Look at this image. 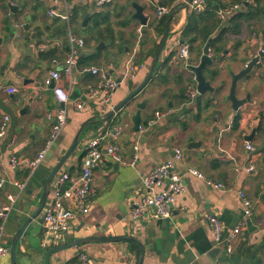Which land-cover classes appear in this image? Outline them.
<instances>
[{
    "label": "crops",
    "instance_id": "obj_1",
    "mask_svg": "<svg viewBox=\"0 0 264 264\" xmlns=\"http://www.w3.org/2000/svg\"><path fill=\"white\" fill-rule=\"evenodd\" d=\"M95 1L5 0L6 10H0V124L4 117L8 118L7 132L0 140V180L4 181L0 186V208L9 206L5 219L0 221L4 245L10 249L15 233L38 208L51 169L62 151L72 145L83 124L93 121L84 128L77 149L51 182L45 204L60 173L68 172L70 181L81 176V158L90 138L105 135L106 143L116 145L123 160L116 163L105 154L92 168L91 192L85 199L88 212L79 213L52 240L45 238L43 207L18 241L16 264H43L49 249L75 239L85 243L51 254L49 264H80L81 254L91 264H264V64H257L238 83L237 98L249 94L251 103L234 113L227 100L229 73L245 69L259 52L261 62L264 60V25L239 19L221 23L224 30H216L206 42L221 49L218 54L210 49L211 56H219L204 71L217 92L189 103L182 97L188 86L195 87L192 74L175 57L176 40L182 41L180 34L189 14L178 9L169 22L170 34L154 77L136 101L147 99L140 112L138 138L131 123L137 110L135 102L121 115L106 122L99 120L130 93L129 81L133 88L143 81L168 25L167 16L158 18L157 9L170 7L171 3L114 0L99 9ZM247 3L252 0L236 4L239 11ZM133 4L142 7L146 27L133 18ZM74 8L77 14L73 19ZM96 15L101 16L100 29L112 31V42L106 35L93 38ZM84 16L89 18L83 27ZM70 36L82 39L84 47L78 50L71 74L66 75L64 63L71 49ZM100 43L102 47L96 50ZM203 47L199 54L192 49L189 64L199 63ZM129 60L143 64L132 78L125 75ZM91 68L108 69L119 83L105 105L85 96L88 88L99 81L90 73ZM52 71L61 75L55 86L70 95L65 104L67 123L37 168L30 169L29 163L45 149L49 139L51 122L46 115L63 105L52 87L42 85ZM11 88L16 92L8 93ZM74 93L77 96L71 99ZM75 101L82 105L78 107ZM156 112L167 115L156 119ZM118 125H122L123 132L113 140L112 131ZM193 142L198 146L188 150ZM247 142L254 147L250 154L245 148ZM135 144L138 160L132 166ZM175 148L182 151L183 159L174 164L173 173L194 168L205 180L186 176L184 190L176 195L169 217L156 218L151 209L142 220L132 221V203L145 193L142 177L170 158ZM11 158L18 161L15 168ZM251 165L254 169L247 171ZM207 181L221 183L223 189L211 187ZM239 192L251 201L252 216L241 227L228 253L224 245L216 244L207 217L217 218L223 227V238L228 237L243 218ZM8 196L14 200L10 202ZM64 206L76 208L70 200L64 201ZM0 264H11L10 255L0 258Z\"/></svg>",
    "mask_w": 264,
    "mask_h": 264
},
{
    "label": "built area",
    "instance_id": "obj_2",
    "mask_svg": "<svg viewBox=\"0 0 264 264\" xmlns=\"http://www.w3.org/2000/svg\"><path fill=\"white\" fill-rule=\"evenodd\" d=\"M114 0H96L95 6L99 9L108 6ZM186 4V7L182 6ZM172 7H175L172 10ZM206 7V0H191L187 3V0H174L171 7H159L157 9L158 18L165 17L170 11H176L183 9L187 14L202 13ZM238 5H232L224 9L217 11V18L221 23H227L238 11ZM177 12V11H176ZM50 16L53 13L49 12ZM1 18V12H0ZM141 27L137 29V35H141ZM70 53L64 63V73L70 75L72 68L75 64V58L78 54V50L84 47V41L74 36L69 37ZM262 52V51H261ZM211 53V52H210ZM175 57L183 64L185 68L190 62V45L188 42L176 40L175 44ZM143 69L142 65L134 64L132 61H128L126 64L127 77H133L137 71ZM90 73L97 76L99 81L95 86H90L86 93V98L94 103L105 105L109 103L111 94L118 86V81L113 77L108 69H89ZM61 79V75L57 71H52L42 81L43 87H52V92L57 100L63 104L55 112H50L46 115V119L51 122L50 135L47 141V145L43 151H41L30 163L29 168L35 169L46 154L51 144L56 140L58 134L63 130L67 123V111L65 104L70 100L68 92L64 91L58 86H55ZM8 93L16 92V89H7ZM197 92L195 87L188 86L185 92V96L188 102L192 103L197 98ZM75 105L78 107L82 104L80 101H75ZM167 113L156 112L154 114L156 119H160L166 116ZM8 129V118L4 117L0 124V140L5 136ZM123 132L122 125L116 126L112 131V139H118ZM107 137L103 134H99L90 138L86 145L85 151L81 158L82 174L74 181H70L68 172L60 173L54 184V191L47 203L44 205L43 217L45 238L48 240L55 239L57 234L65 231L70 222L79 214H85L88 212L87 205L85 204L86 197L91 192L92 183V168L102 161L103 156L106 154L116 163H123L122 157L118 152V148L114 144L106 143ZM103 146L105 152H103ZM246 150L250 153L254 151V147L250 143H245ZM134 154L130 161V165L134 166L138 160L137 144L133 147ZM183 159V153L180 149H173L172 156L157 167L150 170L146 175L142 177V184L144 188V195L140 196L132 203L131 219L138 222L152 209L156 218H167L172 212V207L175 202V197L184 190V179L186 176L195 177L197 179L205 180L204 176L195 170L194 168H187L184 173H173L174 164L180 162ZM10 164L13 168L16 167L18 161L15 158H11ZM254 167L251 165L247 171H252ZM71 182L70 185L64 186L66 182ZM4 181L0 180V186ZM207 184L218 190L223 189L221 183H211L207 181ZM20 186V185H17ZM166 186V189H163ZM239 197L243 206V218L241 224L235 228L232 233L223 238V227L220 221L209 216L208 224L212 230L214 240L217 245H224L228 253L232 251L233 244L239 234L241 227L244 226L252 216V203L245 196L244 193L239 192ZM8 200L12 202L14 199L8 196ZM73 201L76 208L64 206V201ZM9 210V206H3L0 208V221L5 219V215ZM9 248L3 243L2 227L0 228V258L7 257L9 255ZM80 264H91V261L86 255H80Z\"/></svg>",
    "mask_w": 264,
    "mask_h": 264
},
{
    "label": "water",
    "instance_id": "obj_3",
    "mask_svg": "<svg viewBox=\"0 0 264 264\" xmlns=\"http://www.w3.org/2000/svg\"><path fill=\"white\" fill-rule=\"evenodd\" d=\"M190 1L191 0H187V3H189ZM133 6L135 9V13L133 15V18H135L139 21L140 26L146 27L147 26V18L143 14L142 7H140L137 4H133ZM8 7L12 12L14 11V8H12L11 5H8ZM160 7H162V6H160ZM182 7L185 8L186 4H184ZM175 13H176V11H172L167 16L168 25H167L165 34L162 37V40H161V42L157 48V51L153 57L152 63L150 65L148 72H147L146 76L144 77L143 81L135 88H133L132 81H129L128 82V89L130 90V93L118 105H116L115 107L110 109V111L105 114L104 118L99 120L100 122H106L108 119H111L112 117H115L116 115H121V113H124V111L127 109V107H129L132 103L135 102V107L137 110L131 116V123H132V131L135 134H137V136L139 138L140 127H141L140 112H141V110H143L145 108L147 99H145L141 102H136V101H137V98L139 97V95L144 91L146 86L151 82V80L154 77V74L156 72L161 53L166 46V42H167L169 34H170L169 22L171 21L172 17L175 15ZM88 18H89L88 16H84V18L82 19L81 24L83 27L85 26ZM143 33L145 34V31H143ZM0 43H1V40H0ZM101 47H102V43H100L96 47V50H99ZM211 55L212 54L210 53L209 43H206L205 46L203 47L202 55L200 57L199 63L196 65L195 64H189L184 68L192 74V81L195 84V89H196V92L198 94L197 97L203 96L207 93H209L211 96H214L215 93L217 92V89L215 87H213L211 80L207 79L208 77H206L204 74L206 67L208 65H211L213 62H215L219 56V55L218 56H215V55L211 56ZM261 56H262V53L259 52V54L256 57H254L253 59H251L249 61V63H247V66L245 67V69H243L239 73H237V74H234L231 72L229 73L231 82H230V88H229L227 100L230 102L231 110L234 113H237L244 105L251 103V99H250L249 94H247L243 99L237 98V96H236L237 86H238V83L240 82V80L245 78L253 70V68L258 64ZM74 94L75 95L71 96V99L75 98V96H77L76 93H74ZM92 122L93 121H91L90 123H92ZM90 123L87 122V123L83 124L80 127V129L78 130L72 145L67 150L62 151V156L59 157L57 164L51 169V171H50V173L46 179L45 186H44V195H43L42 201L40 202L38 208L36 209V211L32 215H30V217L25 219V221L20 226L19 230L15 233V235L12 239V242L10 244V249H9L10 250V252H9L10 263L11 264H16V253H17L16 248H17V244H18L20 237L26 231L30 222L32 220L36 219L37 216L41 213V211L45 205V202H46V198L48 195V191H49V187H50L51 182L53 181L54 177L57 175L59 170L62 168L64 163L68 160L69 157L72 156L74 151L77 149V147L80 143V136H81L84 128L86 126H88V124H90ZM197 146H198V143L193 142V143H190L188 145L187 149L189 150V149L197 147ZM43 219H44V217H43ZM43 219L40 220V222H42ZM83 243H85L84 240L75 239L73 241H70V242L64 243L62 245H58L57 247H54L52 249H49L45 254L43 264H49V262H50L49 258H50L51 254L67 250V249H70L72 247H79Z\"/></svg>",
    "mask_w": 264,
    "mask_h": 264
},
{
    "label": "trees",
    "instance_id": "obj_4",
    "mask_svg": "<svg viewBox=\"0 0 264 264\" xmlns=\"http://www.w3.org/2000/svg\"><path fill=\"white\" fill-rule=\"evenodd\" d=\"M173 2L174 0H168V3L169 4L171 3L172 6H173ZM245 3L246 0H206V7L202 13H191L188 15V21L186 26L181 31L180 39L182 41L189 43L190 52L193 49L197 51V53L199 54L203 45L211 38V35L216 30H224V28L221 26V21L217 18V11L235 4L244 5ZM174 8L175 7H172V10ZM0 10H6L5 0H1ZM76 14H77V9L75 8L72 9L71 18L74 19ZM232 18L229 20L228 24L232 23V20L239 19V20H245L247 22L252 21L260 25H264V0H252V3H247L244 9L238 11ZM100 19H101L100 15L98 16L96 15L94 17V21L92 24L93 38L102 39L101 37H103V35H106L107 39L109 38L108 40L112 42L113 41L112 31L109 28H103V30L100 29L101 28ZM262 29L263 26L261 27V30ZM209 48L213 51V54H218L220 53L221 50L217 47H214V44L213 45L211 44ZM139 62L140 61H138L137 64H140ZM262 62L258 65L262 66L264 64ZM212 72L213 74H215V71ZM182 100L188 101L185 95L182 97ZM261 127H263V125Z\"/></svg>",
    "mask_w": 264,
    "mask_h": 264
},
{
    "label": "flooded vegetation",
    "instance_id": "obj_5",
    "mask_svg": "<svg viewBox=\"0 0 264 264\" xmlns=\"http://www.w3.org/2000/svg\"><path fill=\"white\" fill-rule=\"evenodd\" d=\"M261 60H262V56L260 57V59H259V63H258V64H260V63H261Z\"/></svg>",
    "mask_w": 264,
    "mask_h": 264
},
{
    "label": "rangeland",
    "instance_id": "obj_6",
    "mask_svg": "<svg viewBox=\"0 0 264 264\" xmlns=\"http://www.w3.org/2000/svg\"><path fill=\"white\" fill-rule=\"evenodd\" d=\"M171 12H172V11H170V13H171ZM170 13H169V14H170ZM169 14H168V15H169ZM168 15H166V16H168Z\"/></svg>",
    "mask_w": 264,
    "mask_h": 264
}]
</instances>
